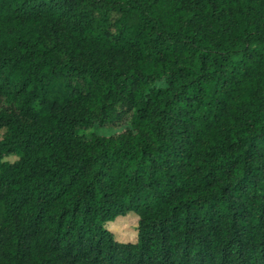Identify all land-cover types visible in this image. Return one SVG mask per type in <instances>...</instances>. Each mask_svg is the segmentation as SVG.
Segmentation results:
<instances>
[{
  "label": "trees",
  "instance_id": "obj_1",
  "mask_svg": "<svg viewBox=\"0 0 264 264\" xmlns=\"http://www.w3.org/2000/svg\"><path fill=\"white\" fill-rule=\"evenodd\" d=\"M0 264H264V0H0Z\"/></svg>",
  "mask_w": 264,
  "mask_h": 264
},
{
  "label": "rangeland",
  "instance_id": "obj_2",
  "mask_svg": "<svg viewBox=\"0 0 264 264\" xmlns=\"http://www.w3.org/2000/svg\"><path fill=\"white\" fill-rule=\"evenodd\" d=\"M126 127V121L104 126H91L88 129L82 130L79 134L89 136L94 133L97 135H111L117 131H121ZM10 161L14 157L8 158ZM137 223V215L134 212H129L125 216H118L105 224V227L113 234L115 240L119 242H127L135 239V228Z\"/></svg>",
  "mask_w": 264,
  "mask_h": 264
}]
</instances>
